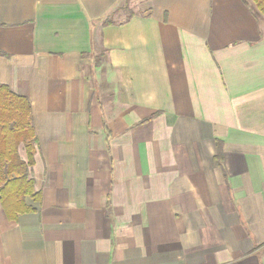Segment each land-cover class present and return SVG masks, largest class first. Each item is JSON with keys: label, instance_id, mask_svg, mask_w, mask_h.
<instances>
[{"label": "crops", "instance_id": "1", "mask_svg": "<svg viewBox=\"0 0 264 264\" xmlns=\"http://www.w3.org/2000/svg\"><path fill=\"white\" fill-rule=\"evenodd\" d=\"M0 84L31 103L41 194L0 203V264H264L252 0H0Z\"/></svg>", "mask_w": 264, "mask_h": 264}, {"label": "trees", "instance_id": "2", "mask_svg": "<svg viewBox=\"0 0 264 264\" xmlns=\"http://www.w3.org/2000/svg\"><path fill=\"white\" fill-rule=\"evenodd\" d=\"M252 2L264 14V0ZM36 143L37 134L29 99L0 84V203L11 221L19 215L35 211L27 205V198L35 202L41 200L40 192H35V180L31 178ZM21 145L24 146L27 160L20 156ZM221 154L219 150L216 158L221 160Z\"/></svg>", "mask_w": 264, "mask_h": 264}]
</instances>
